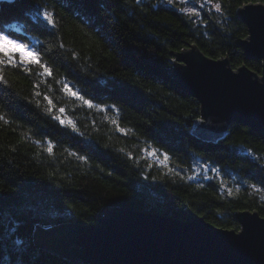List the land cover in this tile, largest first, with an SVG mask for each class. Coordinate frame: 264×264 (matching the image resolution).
I'll use <instances>...</instances> for the list:
<instances>
[{"label": "trees", "instance_id": "1", "mask_svg": "<svg viewBox=\"0 0 264 264\" xmlns=\"http://www.w3.org/2000/svg\"><path fill=\"white\" fill-rule=\"evenodd\" d=\"M208 2L195 19L158 0L0 1V32L40 61L0 64V264H88L35 245L33 229L96 224L104 206L189 208L235 230L237 210L264 217V133L231 122L217 142L196 138L199 103L170 75L190 44L261 73L236 9L264 0ZM196 165L217 172L194 178Z\"/></svg>", "mask_w": 264, "mask_h": 264}, {"label": "water", "instance_id": "2", "mask_svg": "<svg viewBox=\"0 0 264 264\" xmlns=\"http://www.w3.org/2000/svg\"><path fill=\"white\" fill-rule=\"evenodd\" d=\"M236 13L247 30L238 45L247 58L261 61V73L245 64L233 68L227 56L211 58L195 44L173 52L171 77L199 103L189 132L205 142L223 138L231 122L264 133V3H243ZM181 214L104 206L96 224L35 225L32 237L76 263L264 264V217L257 210L235 211L237 230L217 227L189 208Z\"/></svg>", "mask_w": 264, "mask_h": 264}, {"label": "snow or ice", "instance_id": "3", "mask_svg": "<svg viewBox=\"0 0 264 264\" xmlns=\"http://www.w3.org/2000/svg\"><path fill=\"white\" fill-rule=\"evenodd\" d=\"M217 9H219L220 5H216ZM46 18L48 19L49 23H52V17L49 14H45ZM19 56L20 62H33L39 64V58L36 53L30 51L27 45L19 43L17 40L12 39L10 36L0 32V64L5 62V59L8 63H13L15 61V57ZM44 67V71L47 72L49 75L51 74L50 70ZM66 91L71 92L70 89H65ZM73 96L77 95L75 92H71ZM85 103H88L85 101ZM63 112V109H60ZM50 150V149H49ZM167 159V157H165Z\"/></svg>", "mask_w": 264, "mask_h": 264}, {"label": "rangeland", "instance_id": "4", "mask_svg": "<svg viewBox=\"0 0 264 264\" xmlns=\"http://www.w3.org/2000/svg\"><path fill=\"white\" fill-rule=\"evenodd\" d=\"M160 3L164 4H176L178 7L183 10L188 16L199 19L203 10L206 9V6L209 4L208 0H158ZM4 2V1H1ZM10 3V2H8ZM215 7V5H213ZM216 169H212L207 165H196L193 170V177L198 178L201 174L203 176H208L212 173H216ZM253 192H258L261 190L257 187H251ZM264 195V190L262 191Z\"/></svg>", "mask_w": 264, "mask_h": 264}]
</instances>
